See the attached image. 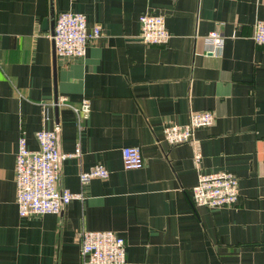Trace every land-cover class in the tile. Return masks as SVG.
Masks as SVG:
<instances>
[{"label": "crops", "instance_id": "crops-1", "mask_svg": "<svg viewBox=\"0 0 264 264\" xmlns=\"http://www.w3.org/2000/svg\"><path fill=\"white\" fill-rule=\"evenodd\" d=\"M80 12L101 35L82 57L54 55L57 14ZM157 13L167 42L145 43L139 16ZM264 0H0V264H84L82 230L124 238L122 264H264V45L252 39ZM224 35L221 53L205 35ZM65 97L90 101L79 122ZM212 111L192 140L164 141L163 128ZM54 129L57 186L81 193L59 213L21 217L15 156L20 135ZM138 145L144 164L125 169L121 148ZM195 153H200L198 163ZM102 164L106 178L78 174ZM238 178L235 204L195 206L198 172Z\"/></svg>", "mask_w": 264, "mask_h": 264}, {"label": "built area", "instance_id": "built-area-1", "mask_svg": "<svg viewBox=\"0 0 264 264\" xmlns=\"http://www.w3.org/2000/svg\"><path fill=\"white\" fill-rule=\"evenodd\" d=\"M140 38L145 43L161 44L168 41L170 33L164 17L157 13H143L139 16ZM98 24L89 26L84 14L62 12L56 15L51 34L54 55L60 57H82L88 42L101 35ZM252 39L264 45V19L255 22ZM207 54L221 53L224 35L219 30L209 31L204 38ZM54 106L64 105L72 109L77 120L86 119L90 112V101L82 99L78 105L69 103L65 97L57 98ZM209 110L192 111L183 124H170L163 128L162 137L171 145L193 139L199 127L209 126L214 120ZM38 147L30 149L23 135L18 137L15 156L16 203L21 217L34 214L59 213L66 203L81 198V193L67 188H59V159L65 156L79 157V144L71 153L60 154L54 129L35 131ZM122 164L125 169H138L144 164L138 145L121 148ZM200 153H195L194 161H200ZM109 172L102 164L91 166L78 174L84 184L92 178H106ZM239 195L238 178L228 171L198 172L197 181L191 188V201L195 206L210 208L226 207L236 203ZM81 259L84 264H122L126 261V243L123 237L112 230H82L80 233Z\"/></svg>", "mask_w": 264, "mask_h": 264}, {"label": "water", "instance_id": "water-1", "mask_svg": "<svg viewBox=\"0 0 264 264\" xmlns=\"http://www.w3.org/2000/svg\"><path fill=\"white\" fill-rule=\"evenodd\" d=\"M56 99H57V96L54 98V102L56 101ZM54 107H55L56 110L58 109L57 106H54Z\"/></svg>", "mask_w": 264, "mask_h": 264}]
</instances>
